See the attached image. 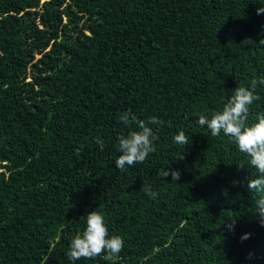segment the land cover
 <instances>
[{
    "label": "trees",
    "instance_id": "obj_1",
    "mask_svg": "<svg viewBox=\"0 0 264 264\" xmlns=\"http://www.w3.org/2000/svg\"><path fill=\"white\" fill-rule=\"evenodd\" d=\"M262 7L0 0V264H264V225L247 188L255 169L198 123L264 77ZM256 94L249 125L264 113V85ZM129 109L164 123L151 125L155 152L121 172L118 138L129 129L119 116ZM181 129L187 145L173 142ZM94 210L124 247L111 260L72 261L71 241Z\"/></svg>",
    "mask_w": 264,
    "mask_h": 264
},
{
    "label": "clouds",
    "instance_id": "obj_2",
    "mask_svg": "<svg viewBox=\"0 0 264 264\" xmlns=\"http://www.w3.org/2000/svg\"><path fill=\"white\" fill-rule=\"evenodd\" d=\"M260 13H264V7L257 10V14ZM250 42L249 38L244 43ZM260 85H264V77L252 79L250 86L239 85L232 91L230 99L221 110L214 112L211 118L200 115L198 123L202 127L206 125L212 136L223 133L225 137L230 138L238 150L247 157L246 163L255 169L253 175L257 178L250 179L247 188L255 194L253 198L258 205L261 224L264 225V113L258 114L252 124L247 123L250 106L260 99L256 94V89ZM119 120L129 129L127 135H120L118 138V151L121 155L115 161L116 167L124 172L129 167L145 162L149 154L155 152L154 142L158 136L151 125L162 126L164 122L157 116H150L147 120L138 119L131 109L121 113ZM173 142L187 145L185 131L179 130L173 137ZM95 143L99 145L100 150L104 149L105 142L102 139L97 137ZM158 174L163 178L170 175L172 181H179L181 178L179 170L161 169ZM144 190L147 195H154L150 189ZM249 236L250 234H245L242 239ZM123 247V238L119 235L109 237L103 214L94 210L86 215V228L82 234H77L72 239L66 255L70 260L78 261L91 259L106 252V258L111 260L119 255Z\"/></svg>",
    "mask_w": 264,
    "mask_h": 264
},
{
    "label": "rangeland",
    "instance_id": "obj_3",
    "mask_svg": "<svg viewBox=\"0 0 264 264\" xmlns=\"http://www.w3.org/2000/svg\"><path fill=\"white\" fill-rule=\"evenodd\" d=\"M41 57V55H36V58L38 59V58H40ZM30 79V78H29Z\"/></svg>",
    "mask_w": 264,
    "mask_h": 264
}]
</instances>
